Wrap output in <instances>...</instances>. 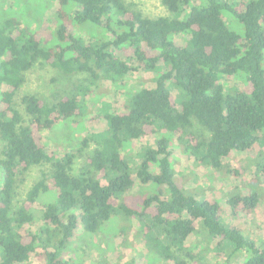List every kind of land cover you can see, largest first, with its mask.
Segmentation results:
<instances>
[{"label":"trees","instance_id":"obj_1","mask_svg":"<svg viewBox=\"0 0 264 264\" xmlns=\"http://www.w3.org/2000/svg\"><path fill=\"white\" fill-rule=\"evenodd\" d=\"M56 2L52 20L35 28L16 16L0 20V264H27L33 255L40 264H66L61 251L78 229L95 231L118 212L140 221L150 218L144 236L156 259L191 264L196 255L186 241L201 220L218 244L232 246L225 247L231 255L249 253L239 264H264V247L236 226L223 225L217 202L182 191L168 158L171 139L178 137L198 165L228 168L223 159L233 150L252 151L264 140V0H161L171 15L158 17L146 16L126 0ZM224 13L241 23L244 32L231 29ZM85 23L108 36L84 40L75 31ZM36 64L64 74L87 73L94 86L119 81L135 66L153 71L154 84L136 88L119 112L106 114V137L86 166L74 171L75 155L49 151L43 131L81 116L79 97L68 94L49 103L28 93L20 99L22 107L16 102L25 74ZM232 75L243 79V87L233 93L221 83ZM171 87L181 92L180 98ZM161 129L169 134L159 136L155 148H145L137 177L166 184L169 196L153 195L142 207H132L119 197L135 183L122 148L129 138L140 140ZM155 162L157 172L151 169ZM44 163L51 171H41L15 208L18 176ZM255 167L264 176V158ZM48 192L56 199L46 203L42 225L33 231L32 205ZM235 198L239 208L248 210L258 202L256 194Z\"/></svg>","mask_w":264,"mask_h":264},{"label":"rangeland","instance_id":"obj_2","mask_svg":"<svg viewBox=\"0 0 264 264\" xmlns=\"http://www.w3.org/2000/svg\"><path fill=\"white\" fill-rule=\"evenodd\" d=\"M126 1L133 3L136 9L149 17L171 15L161 0ZM226 1L234 3L242 0ZM56 9V0H0V20L16 16L23 24L35 28L45 19L52 20L51 16ZM224 19L231 29L238 33L244 32L243 25L230 13H224ZM75 32L87 41L108 36L105 30L90 23L78 25ZM178 38L179 41L184 40L183 36ZM261 65L264 71V50ZM161 67L165 68L162 63ZM25 77V82L15 96L19 107H22L21 97L28 93H34L49 103L56 102L63 95L76 94L79 97L83 110L81 116L61 120L52 129L43 131V141L49 151H54L58 156L66 153L75 155L74 171L86 166L87 158L106 137L108 129L106 114L119 112L136 88L151 87L154 84L153 71H143L135 66L123 79L116 82L103 80L96 86L91 84L87 73L64 74L48 64H36L25 74ZM221 83L225 91L231 93L243 87V79L235 75L222 77ZM171 91L180 98L181 92L176 87H171ZM168 134L166 129H161L143 139L129 138L125 141L122 152L130 163L135 183L131 189L119 195L121 201L140 208L144 200L150 196L158 195L162 198L169 196L166 184L156 181L143 183L137 177L145 148L149 146L155 148L158 137ZM179 141L178 137L172 138L168 148L171 150L168 158L174 171L175 183L187 195L217 202L220 205L219 220L223 225L236 226L246 239L253 241L259 247H264V176L255 167V163L264 158V140L257 143L252 151L233 150L223 159L228 168L225 166L226 168L221 169L205 164L198 165ZM3 146L4 142L0 137V153ZM156 164L157 162L152 163L151 169L157 172L159 168L155 167ZM235 170L236 172H233ZM41 171L49 173L50 164L44 163L33 167L27 174L18 176L15 208L25 201L27 191L38 180ZM93 173L95 174L94 171ZM102 181L106 182L104 179ZM250 194L258 196L256 207L252 210L244 206L239 208L240 205L237 206L239 203H236L235 197ZM53 198L56 199L54 192L43 193L32 205L34 223L30 227L33 231H37L42 225L41 218L45 205ZM149 223L151 221L148 217L140 221L123 212L113 213L95 231L78 229L75 236L63 247L61 257H64L66 264H173L172 261L156 259L148 250L144 227ZM217 242L218 239L211 238L202 221L198 220L194 233L186 241V246L196 255L195 260H191V264H239L249 255L244 251L231 255L230 250L225 249L232 247L231 245ZM27 264L40 263L33 255Z\"/></svg>","mask_w":264,"mask_h":264}]
</instances>
